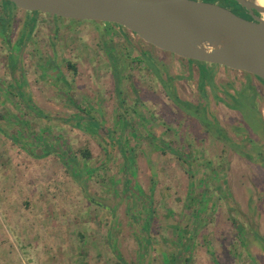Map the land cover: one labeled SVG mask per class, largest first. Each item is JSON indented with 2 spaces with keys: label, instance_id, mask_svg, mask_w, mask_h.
Listing matches in <instances>:
<instances>
[{
  "label": "rangeland",
  "instance_id": "rangeland-1",
  "mask_svg": "<svg viewBox=\"0 0 264 264\" xmlns=\"http://www.w3.org/2000/svg\"><path fill=\"white\" fill-rule=\"evenodd\" d=\"M197 64L112 24L38 14L29 25L22 11L0 22V133L35 152L64 145L77 177L92 170L78 183L62 156L17 146L10 208L28 214H0V264H122L114 250L127 264H264V85ZM203 67L212 82L200 85ZM25 97L51 119L28 113ZM74 114L106 136L54 120ZM76 144L92 145L90 160ZM249 179L256 204L243 214L233 190L245 194Z\"/></svg>",
  "mask_w": 264,
  "mask_h": 264
},
{
  "label": "water",
  "instance_id": "water-1",
  "mask_svg": "<svg viewBox=\"0 0 264 264\" xmlns=\"http://www.w3.org/2000/svg\"><path fill=\"white\" fill-rule=\"evenodd\" d=\"M6 1L26 12L114 24L180 59L245 72L264 81V6L257 0H232L251 20L197 0Z\"/></svg>",
  "mask_w": 264,
  "mask_h": 264
},
{
  "label": "crops",
  "instance_id": "crops-1",
  "mask_svg": "<svg viewBox=\"0 0 264 264\" xmlns=\"http://www.w3.org/2000/svg\"><path fill=\"white\" fill-rule=\"evenodd\" d=\"M74 115H82V114H74ZM30 117L32 118V116H30ZM90 117L95 119L94 117H92L91 114H90ZM33 118H35V117H33ZM36 119H38V118H36ZM41 121H46V120H41ZM96 122H98V121L96 120ZM99 124H101V123H99ZM104 130H105L104 128L101 129V133ZM107 132L108 131L105 130L103 133L107 134ZM77 139L80 140V141H84V142H85V140H87V138L84 135L83 136L80 135ZM74 143H75V141L70 143V144H74ZM17 146L19 147V145L17 143H15L14 141H12L11 138L8 137V135L5 137L4 135H2L0 133V183H1L0 184V214H4L5 216H8V215L11 216L13 214V212H14V215L15 216L17 215V217H19L21 219L22 217L26 216V214H28V212L26 211V207H25L24 203H20L21 204V205H19L20 207L17 208L18 211H13V209L10 208L12 206L13 201L15 200V198L19 196L18 194H14L13 195V193L10 192V190L12 189V187H10V182H11L12 186H13V184H16L15 181H17V180L19 182L18 184L22 183L20 181L21 178H22V176L20 174L21 171L15 169V166H16L15 158H16ZM72 147H73V149H76L77 153L81 154V156L84 159H88V160L91 159V155L93 153L92 145H91V147L89 149H88V147H80L79 144L73 145ZM82 149H84V150L82 151ZM25 154L27 156L31 157L26 152H25ZM45 157H47V156H45ZM45 157L35 158V159L41 160V159H43ZM84 163H85V161H84ZM248 169H249V167H248ZM88 170H91V169H88ZM125 172L127 173L128 171H126L124 169V174H125ZM1 173H2V175H1ZM3 174H5V175H3ZM81 178L79 176V178H77V180L80 182ZM3 182L6 183V184L2 185V184H4ZM249 182L250 183H247V186L245 187V188H247L246 189L247 190L246 193L245 194L244 193H242V194L240 193L242 195V198H243L242 201L238 198L241 195L236 193L235 190H233V194L237 197L236 200H237L238 205H239V210H241V212L243 214L250 213L249 212L250 208L253 207L254 204H256V198H254V196H253L254 189L252 187V184L254 185V181L252 182L249 179ZM92 207L95 208L93 205H92ZM39 210H40L39 213H42V214L46 213V211H45L46 207L45 206H41L39 208ZM263 210L264 209L261 208V211H260L261 219L259 220V226L257 225V227L259 229H261V230H264V211ZM21 215H23V216H21ZM9 220H11V218ZM25 220L26 219H24V222L26 223ZM9 223H10V221H9ZM9 226H11V225H8V227ZM24 226H26V224H24ZM4 228L6 229V227H4ZM26 229L30 230L29 228H25L24 230H26ZM260 234H262V233H260ZM263 235H264V233H263ZM26 240H28V239H23V245H25V246H27L26 242L27 243L29 242V241H26ZM10 241L13 242L11 239H10ZM44 244H45V242H44ZM28 245H29V243H28ZM24 251L28 252V253L30 252V250H28V249H24Z\"/></svg>",
  "mask_w": 264,
  "mask_h": 264
},
{
  "label": "trees",
  "instance_id": "trees-1",
  "mask_svg": "<svg viewBox=\"0 0 264 264\" xmlns=\"http://www.w3.org/2000/svg\"><path fill=\"white\" fill-rule=\"evenodd\" d=\"M224 2V5L227 7V8H229V10L232 12V13H234V14H236V15H238V16H240V17H242L243 18V9L242 8H240L237 4H235L232 0H224L223 1ZM231 3H232V5H231ZM231 5V6H230ZM248 16H246L245 18H247ZM249 18V17H248ZM4 21L5 20V18L4 17H0V22L1 21ZM33 21H34V19L32 18L31 19V23H33ZM4 26V25H3ZM5 27V26H4ZM30 35V31L27 33V37ZM191 61V60H190ZM10 64H12V65H10V67H11V71H14L15 70V68H16V65H15V63L13 62V63H10ZM199 64H205V63H199ZM204 82H207V83H211L212 81H211V77H210V71L208 70V68H206V69H204V67H203V69L200 71V85H203L204 84ZM14 86L17 88L18 87V84L14 81ZM18 89V88H17ZM17 94L19 95V96H21V97H23L22 96V94L20 93V91L18 90V92H17ZM237 95H238V97H241L242 99H244V98H249L251 101H252V96H250L249 94L248 95H242V94H239V93H237ZM24 101H22L23 102V104L25 105V107H26V109L28 110V112L31 114V115H34V116H37V117H39V118H43V119H51V117L48 115V114H45V113H43V112H41V111H39L37 108H36V106H35V104L30 100V98H27V97H25V99H23ZM176 102V101H175ZM229 108H231V109H234V110H239V108H238V106L237 105H235V106H229ZM91 120H92V122H90L88 125H92V128H88L89 126H85L84 124H81V123H84L83 121H84V117L83 116H81V115H70L69 117H67V118H61L60 119V121L62 122V123H65V124H68L69 126H71L72 128H74V129H76V130H79V131H81L82 133H84L85 135H88V136H90V137H93V138H97L98 139V137L99 136H106V134H104L103 132L105 131H103L102 133H100V128H99V123L98 122H96L95 120H93V118H90ZM263 126H264V123H263ZM7 136V135H6ZM9 138H11V140L12 141H14L15 143H17L18 145H19V147L24 151V152H26L28 155H30L31 157H33V158H42V157H45V156H48V155H50V154H57L59 157H61L62 156V164H63V166L66 168V170H67V173L69 174V176L73 179V180H75L76 182H78V183H80L78 180H77V178H79V176L77 177L76 175V172H75V168H71V166L70 167H68V165H67V161L69 160V161H71V163L72 162H74V158L71 156V155H69V151L67 150V147L66 146H64V145H58V144H48L46 141H41V143H40V146H41V149H40V151L39 152H35V150H32V149H30L27 145H25L24 143H22V142H20L17 138H15V137H13V136H11V135H9L8 136ZM228 141L229 143H230V141L227 139V138H225L224 139V141ZM232 144V143H231ZM168 150V149H167ZM172 153H175V154H177V152H172ZM64 160V161H63ZM133 161H127V162H124V167H126V170L128 171V170H130V168L132 167V163ZM264 167V166H263ZM92 170H83V169H79V168H77V172L78 173H81L80 175H81V177L83 176V174H87L88 172H91ZM129 172H131V173H134V170L132 171H128V173ZM130 173V174H131ZM74 175V176H73ZM76 176V177H75ZM74 177V178H73ZM262 241H263V243H264V239L263 238H260ZM181 246V245H180ZM183 252V250H182V247L180 248L179 247V254H181ZM114 253H115V255H116V257H117V259L122 263V264H127L123 259H122V257L120 256V254L116 251V250H114ZM188 260V259H187Z\"/></svg>",
  "mask_w": 264,
  "mask_h": 264
},
{
  "label": "flooded vegetation",
  "instance_id": "flooded-vegetation-1",
  "mask_svg": "<svg viewBox=\"0 0 264 264\" xmlns=\"http://www.w3.org/2000/svg\"><path fill=\"white\" fill-rule=\"evenodd\" d=\"M197 1H203V2H210V3H216V4H218V5H220V6H222V7H224V8H227L224 4H219V3H217V2H212V1H208V0H197ZM231 6V5H230ZM230 8V7H229ZM229 8H227V9H229ZM0 10H1V15H0V17H4L5 18V21H7V19L8 18H10V16H11V14L13 13V12H15V11H22L24 14H25V18H26V20L27 21H29V25L31 24V19L33 18L34 20H35V17L38 15V14H43V13H40V12H26V11H23V10H21V9H19V8H17V7H15L12 3H10V2H8V1H6V0H0ZM243 18L244 19H247V20H251V18L249 17V15H248V13L245 11V10H243ZM246 16H248L247 18H245ZM34 22V21H33ZM6 23H8V22H6ZM105 25V24H104ZM114 25V24H113ZM6 26V25H5ZM114 26H117V25H114ZM118 27V26H117ZM119 28H121V27H119ZM122 30H124L123 28H121ZM188 63L190 62V60H186ZM191 63H195L197 66H198V68L199 67H201V66H199L197 63H199V62H196V61H191ZM206 65H208V66H214V67H220V68H223V69H227V68H225V67H221V66H218V65H210V64H206ZM209 71H210V69H208ZM227 70H230V69H227ZM231 71H234V70H231ZM238 72H240V71H238ZM242 73H244V74H246V75H249V76H253V75H251V74H248V73H245V72H242ZM255 79H257L261 84H263L264 85V81H262V80H260V79H258L257 77H255V76H253Z\"/></svg>",
  "mask_w": 264,
  "mask_h": 264
},
{
  "label": "bare ground",
  "instance_id": "bare-ground-1",
  "mask_svg": "<svg viewBox=\"0 0 264 264\" xmlns=\"http://www.w3.org/2000/svg\"><path fill=\"white\" fill-rule=\"evenodd\" d=\"M257 2H258L259 5L264 6V0H257Z\"/></svg>",
  "mask_w": 264,
  "mask_h": 264
}]
</instances>
